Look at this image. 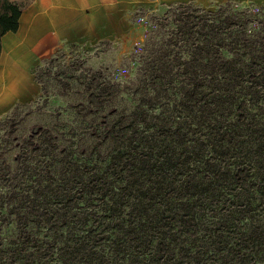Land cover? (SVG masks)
Segmentation results:
<instances>
[{"label": "rangeland", "instance_id": "rangeland-1", "mask_svg": "<svg viewBox=\"0 0 264 264\" xmlns=\"http://www.w3.org/2000/svg\"><path fill=\"white\" fill-rule=\"evenodd\" d=\"M38 81L0 116V264H264V5L142 8Z\"/></svg>", "mask_w": 264, "mask_h": 264}, {"label": "crops", "instance_id": "crops-1", "mask_svg": "<svg viewBox=\"0 0 264 264\" xmlns=\"http://www.w3.org/2000/svg\"><path fill=\"white\" fill-rule=\"evenodd\" d=\"M184 1L190 0H22L17 30L0 39V116L37 99L39 68L67 45L133 33L142 8ZM194 1L211 6L229 0ZM234 1L264 5V0Z\"/></svg>", "mask_w": 264, "mask_h": 264}, {"label": "trees", "instance_id": "trees-1", "mask_svg": "<svg viewBox=\"0 0 264 264\" xmlns=\"http://www.w3.org/2000/svg\"><path fill=\"white\" fill-rule=\"evenodd\" d=\"M19 16L20 8L15 4H8L7 10L0 12V39L6 32L17 30Z\"/></svg>", "mask_w": 264, "mask_h": 264}, {"label": "built area", "instance_id": "built-area-1", "mask_svg": "<svg viewBox=\"0 0 264 264\" xmlns=\"http://www.w3.org/2000/svg\"><path fill=\"white\" fill-rule=\"evenodd\" d=\"M249 7H250L251 9H254L255 6H254L253 4L250 3V4H249Z\"/></svg>", "mask_w": 264, "mask_h": 264}]
</instances>
